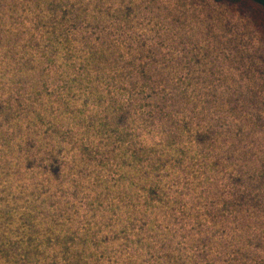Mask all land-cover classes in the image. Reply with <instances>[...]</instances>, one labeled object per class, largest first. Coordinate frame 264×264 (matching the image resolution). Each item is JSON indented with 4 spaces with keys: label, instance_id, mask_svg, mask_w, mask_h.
I'll use <instances>...</instances> for the list:
<instances>
[{
    "label": "rangeland",
    "instance_id": "1",
    "mask_svg": "<svg viewBox=\"0 0 264 264\" xmlns=\"http://www.w3.org/2000/svg\"><path fill=\"white\" fill-rule=\"evenodd\" d=\"M238 168L264 191L249 12L0 0V264H264V206L221 212Z\"/></svg>",
    "mask_w": 264,
    "mask_h": 264
},
{
    "label": "trees",
    "instance_id": "2",
    "mask_svg": "<svg viewBox=\"0 0 264 264\" xmlns=\"http://www.w3.org/2000/svg\"><path fill=\"white\" fill-rule=\"evenodd\" d=\"M215 2L219 3H229L232 5H235L240 10L247 11L250 13V15L254 18L255 22L261 27L263 38H264V0H213ZM175 102V101H173ZM163 109H158V114L163 115ZM153 112V111H152ZM150 113V112H149ZM154 113V112H153ZM151 114V113H150ZM155 114V113H154ZM157 115V114H156ZM120 120H122V115L119 116ZM184 126L186 127L187 124L184 123ZM199 130H197V141L200 144H206L208 145L206 155H209L212 153L213 150H209L210 147L214 146V135L216 134L215 127L209 125H206L203 128L198 127ZM219 132H217L218 134ZM201 149V148H199ZM226 152V151H225ZM215 158H218L217 161H213L212 165H219L221 164V156L217 157V152H215ZM225 159H228L230 161L233 160L234 155L231 156L225 154ZM236 175L230 174V181L236 188L233 189V195L232 198L229 200L222 201L223 209L221 212L229 210L231 213H250L252 210L256 209L255 207H258V209L261 210V205L264 206V191H259V188L261 186L260 183H252V180H257L253 174L251 175L247 170L242 168H238L235 170ZM263 175H259V179L262 178ZM6 215L9 214V211L6 210ZM263 211V210H262Z\"/></svg>",
    "mask_w": 264,
    "mask_h": 264
}]
</instances>
